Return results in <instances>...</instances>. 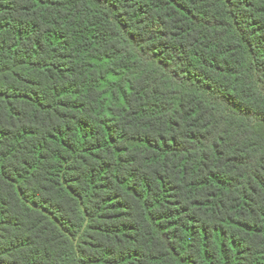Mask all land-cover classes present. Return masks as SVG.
Segmentation results:
<instances>
[{"label": "trees", "instance_id": "trees-1", "mask_svg": "<svg viewBox=\"0 0 264 264\" xmlns=\"http://www.w3.org/2000/svg\"><path fill=\"white\" fill-rule=\"evenodd\" d=\"M0 264H264V0H0Z\"/></svg>", "mask_w": 264, "mask_h": 264}]
</instances>
